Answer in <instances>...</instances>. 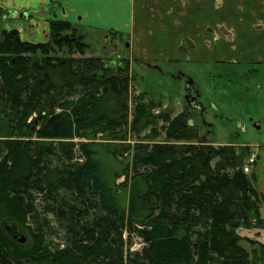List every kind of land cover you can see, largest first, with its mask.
<instances>
[{
	"label": "trees",
	"instance_id": "16d2710c",
	"mask_svg": "<svg viewBox=\"0 0 264 264\" xmlns=\"http://www.w3.org/2000/svg\"><path fill=\"white\" fill-rule=\"evenodd\" d=\"M49 23L52 43L80 46L76 43L79 36L61 34L67 22L53 19ZM48 45V41L23 40L16 30L1 33L0 218L35 212L33 196H42L45 210L65 219L68 213L57 205L60 188L81 203L86 199L88 208L99 216L75 214L73 226L64 227L66 246L57 251L42 247L37 237L30 248L19 249V242L5 229L14 222H6L4 230L0 229V264H124L125 227L144 244L128 260L130 264L264 262V241L257 243L238 233L260 227L256 201L264 204V197L253 186L256 176L242 171L244 153H236L227 144L220 152L221 161L211 167L214 152L210 145L202 144L189 121L178 115L167 128L166 140H197L202 145H136L131 154L136 174L129 205L123 208L96 157L98 147L106 150L111 144L93 139L105 133L114 139L128 125L129 61L118 56L52 58ZM141 94L143 102L134 107L132 131L152 123L150 106L155 103L145 101ZM29 119L33 123H27ZM81 137L91 141L78 143L81 160L72 163L73 140ZM58 157L68 165L62 162V169H51ZM243 241L256 242L260 252L255 249L249 255Z\"/></svg>",
	"mask_w": 264,
	"mask_h": 264
},
{
	"label": "rangeland",
	"instance_id": "374dc122",
	"mask_svg": "<svg viewBox=\"0 0 264 264\" xmlns=\"http://www.w3.org/2000/svg\"><path fill=\"white\" fill-rule=\"evenodd\" d=\"M36 1L37 3H35V0H0V8L3 14L0 17V40L3 30H16L23 40L34 43H45L48 41L50 45L47 47V50H49L47 52H49V57L52 58L70 56L78 60L89 57L111 59L118 56L123 59L127 58L129 61V74L131 76L127 92L128 125L124 129V132L121 131L114 139L106 138V133L105 136L97 134L93 139L95 143L111 144L109 146L110 149L106 150L105 148L98 147L99 152L96 157L99 159L101 171L107 177L123 208L127 209L129 205L130 192L133 185L132 178L136 174L134 169L131 168L133 165L131 154L134 152V147L138 144H170L178 148L182 146L185 148L199 147L202 144L210 145V149L214 152L213 159L210 160L211 167H215L221 161L220 152L225 148L223 146L227 144L236 153H244L242 165L244 164L249 146L264 144L263 69L260 70L255 80L248 81V73L252 71L244 69L242 70L243 75L236 77L232 75L233 72L243 68H239L237 65H230L229 62H223V64L212 62L200 64L193 61H171L167 59L147 60V53L140 54L139 52H137L136 56L134 40L132 41L130 38L135 34L134 30L138 22H140L139 18L151 19L155 15L149 12L141 14L134 12L130 16V13H128V1L126 0H121V13H118V11L117 13L113 12L111 18L108 17V19L105 18L98 22L103 27L96 29L86 27L84 25L86 23L83 22L84 17L80 19L79 14L76 15L75 19L68 20L72 16L69 14L65 15L62 7L58 13L55 3L50 4V6L56 8V13L49 15V13L45 12L46 7L44 4L47 2L44 1L46 0ZM26 10H28V13L18 14L21 11L26 12ZM136 16L137 19H135ZM129 17L133 18L130 29H128L130 27L128 25ZM53 19L67 22L68 24L64 25L61 34L79 36V40L77 41L82 45L76 41L80 46H74V44L72 46H59L55 40L54 43L48 40L53 39L52 33H49V21ZM138 32L140 33L139 30ZM58 35L60 34H57L56 37ZM147 42L148 40H145V43ZM126 43H128V46H126ZM81 49L82 53L78 52ZM37 53L40 54V52ZM149 56L151 55L149 54ZM255 81L259 83L260 89L257 92L254 91L255 93L253 94L249 92L248 88L253 89L252 83ZM141 93L144 94L145 101L151 100L155 103L150 106L152 123L142 130L132 131L130 123L133 120L135 105L138 101H142ZM190 93L191 97L189 96ZM186 96L199 103L201 106L200 111L192 110L187 105ZM178 115H183L185 122L191 121L190 125H192L193 129L191 131L199 140L203 141L202 144L197 140H166L167 128ZM164 118L167 120H163ZM27 123H33V121L29 119ZM73 141L76 147L72 163H75L81 160L78 143H87L91 140L81 137ZM112 144L118 146L117 149L113 148ZM254 153L256 154L257 162V152ZM225 154L229 155L230 152ZM50 160L52 161V159ZM63 160V164L68 165ZM62 162L60 157L54 159L50 166L51 169H62ZM142 171L143 167L139 169V172ZM55 178H57L56 175L52 179ZM60 189L57 205L58 210L68 213L65 219L57 218L51 211H46L42 196H33L36 202L33 205L35 212L26 213L25 217L23 215L20 217L19 214L18 218H15V216L0 218L1 230H4L6 222H14L18 225L21 234L26 238L24 243L17 244L20 247L19 249L27 250L33 245L37 237L40 245L48 251L60 250L66 246L65 236H68V233L65 229H70L73 226L75 214L78 216L83 212H88L90 217L99 216L96 211L94 212L88 208L89 204L86 199L81 203L75 200L70 193L62 188ZM53 195L54 193L50 196ZM64 195H66V198H63ZM256 203L257 207L263 205L260 201H256ZM32 215L35 217L32 218ZM251 219L255 222V218L253 219L252 217ZM141 222L140 224L143 225L144 222ZM252 229L246 228L244 231L249 233ZM128 230V227L122 229L123 244L121 254L124 264H130L128 260L133 258L134 253L140 252L144 245L136 232ZM240 243L249 255H252L255 249L260 252L256 242L243 241ZM258 257L261 256L256 255V258ZM255 264H264V262L257 261Z\"/></svg>",
	"mask_w": 264,
	"mask_h": 264
},
{
	"label": "crops",
	"instance_id": "0c3cea01",
	"mask_svg": "<svg viewBox=\"0 0 264 264\" xmlns=\"http://www.w3.org/2000/svg\"><path fill=\"white\" fill-rule=\"evenodd\" d=\"M126 1L130 16L134 12L136 14L149 12L155 15L151 19L139 18L140 22L136 29H133L135 37L132 36L130 40H134L136 56L139 52L147 53V60L167 59L200 64L229 62L230 65L243 68L233 72L232 75L236 77H241L244 69L251 70L247 76L248 81L255 80L260 70H264V0ZM44 2H47L44 6L45 12L49 15L56 13V8L50 6L55 3L58 13L62 7L65 15L72 16L68 20L75 19L79 14L80 19L84 17L83 22L86 23L84 25L90 29L102 28L98 22L111 18L113 12L122 11L121 0ZM23 13H28V10ZM132 21L133 18L129 17L128 29L131 28ZM142 39L144 40L141 41ZM145 40L148 42L145 43ZM252 85L253 89L248 90L254 94L260 89V85L257 81ZM248 148V153L257 152V162L252 170V174L256 176L253 186L264 197V144ZM259 215L260 227H254L249 233L241 229L238 231L241 236L257 243L264 241V204L259 207ZM252 223L255 222L252 220Z\"/></svg>",
	"mask_w": 264,
	"mask_h": 264
},
{
	"label": "water",
	"instance_id": "95a60500",
	"mask_svg": "<svg viewBox=\"0 0 264 264\" xmlns=\"http://www.w3.org/2000/svg\"><path fill=\"white\" fill-rule=\"evenodd\" d=\"M126 46H128V43H126ZM9 225V227L7 226ZM5 226L6 232L10 237H12L14 240H16L19 243H24L26 238L21 234L20 229L17 224L10 223Z\"/></svg>",
	"mask_w": 264,
	"mask_h": 264
},
{
	"label": "built area",
	"instance_id": "2783aa9c",
	"mask_svg": "<svg viewBox=\"0 0 264 264\" xmlns=\"http://www.w3.org/2000/svg\"><path fill=\"white\" fill-rule=\"evenodd\" d=\"M254 152L255 151H249L245 158L244 164L242 165V171L244 174H250L253 166L256 164V154Z\"/></svg>",
	"mask_w": 264,
	"mask_h": 264
},
{
	"label": "flooded vegetation",
	"instance_id": "af4514ba",
	"mask_svg": "<svg viewBox=\"0 0 264 264\" xmlns=\"http://www.w3.org/2000/svg\"><path fill=\"white\" fill-rule=\"evenodd\" d=\"M24 14L23 12H19L18 14ZM188 92H190V90H188ZM189 96L191 97V93L189 94ZM189 96H186V103L187 105L192 109V110H195V111H200L201 109V106L199 105V103H196L192 98H190ZM191 123V121H189V124Z\"/></svg>",
	"mask_w": 264,
	"mask_h": 264
},
{
	"label": "bare ground",
	"instance_id": "6f19581e",
	"mask_svg": "<svg viewBox=\"0 0 264 264\" xmlns=\"http://www.w3.org/2000/svg\"><path fill=\"white\" fill-rule=\"evenodd\" d=\"M9 227V225H7Z\"/></svg>",
	"mask_w": 264,
	"mask_h": 264
}]
</instances>
